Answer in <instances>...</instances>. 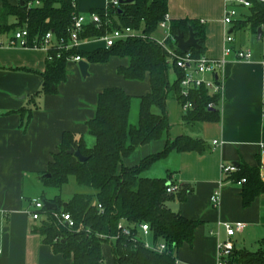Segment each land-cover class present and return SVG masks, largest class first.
Masks as SVG:
<instances>
[{
  "label": "crops",
  "instance_id": "1",
  "mask_svg": "<svg viewBox=\"0 0 264 264\" xmlns=\"http://www.w3.org/2000/svg\"><path fill=\"white\" fill-rule=\"evenodd\" d=\"M5 2L19 5L21 1L0 0V10ZM107 5L108 0H79L78 12L88 15ZM168 6L171 20H197L203 25L206 38L201 56L220 58L227 34L233 36L229 45L234 50L250 48L252 54L248 60H239L235 54L228 58L219 121H183L186 111L179 99L170 96V128L123 160L126 167H134L160 153L168 138L184 134L204 141L208 147L204 153L173 149L142 175L171 179L184 188L181 192L188 191L184 197L174 194L166 204L185 218L199 221L193 243L175 251L176 264H217L218 242L228 238L225 228L218 227L219 221L245 224L233 237L236 249L264 247V194L245 207L242 184L226 181L229 174L222 171L223 164L238 167L244 162L259 166L264 180V26L261 39L250 24L235 27L247 16V9L241 8L234 24L224 23L225 0H168ZM7 21L13 24L17 19L8 16ZM14 32L1 33L0 40L7 43ZM104 47L101 39L84 40L81 45L87 52ZM47 60L48 54L39 48L0 47V264H72V258L55 253L43 241L35 231L39 221L28 212L44 185L39 173L50 169L64 133L82 138L88 148L95 145L87 122L94 117L98 95L105 88L120 87L132 97L129 122L135 126L139 125L141 98L151 91L149 74L143 80L126 79L118 68L127 66L128 59L112 56L107 62H89L87 77L78 63L68 62L67 79L58 85L57 93L37 95ZM216 190L221 192L219 206L211 200ZM143 238L153 242L150 236ZM112 257L114 264L113 253Z\"/></svg>",
  "mask_w": 264,
  "mask_h": 264
},
{
  "label": "trees",
  "instance_id": "2",
  "mask_svg": "<svg viewBox=\"0 0 264 264\" xmlns=\"http://www.w3.org/2000/svg\"><path fill=\"white\" fill-rule=\"evenodd\" d=\"M24 4L4 3L0 10V34L26 27L31 45L38 43L48 31L54 32L55 39L68 40L69 28L78 12L79 0H23ZM168 0H132L119 7L92 10L101 15V26L93 22L85 25L80 35L83 39H100L107 28L130 26L153 35L159 22L168 14ZM8 16H14L16 23L9 24ZM107 17L109 25H105ZM174 36L184 33L189 37L190 29L199 39L200 49L192 48L195 57L205 49V29L197 20H171ZM250 24L255 30L264 26V3L254 2L247 9V16L236 26ZM168 45L178 54L186 52L177 47V42ZM53 49L48 54L46 68L42 73L43 84L37 95L57 93L58 85L67 79L68 58L80 55L88 62H107L112 56L126 57L127 66H120L118 73L126 79L143 80L150 76L151 91L141 98L139 125L129 122L132 97L120 87H107L98 95L95 115L87 122L88 130L96 138L92 148L86 147L82 138L66 132L57 153L53 156L47 172L39 173L45 186L61 189L73 176L82 191L76 192L68 202L60 195L42 198L56 204L57 211L70 212L76 221L75 230H69L56 223L47 209L48 215L39 220L35 231L43 241L51 245L55 253L72 258V264H107L103 254V244L108 243L114 256V264H176L175 251L185 243L192 244L199 221L185 218L166 204L175 195L167 193V187L174 182L166 178H149L142 172L157 159L173 149L178 151H198L204 153L208 147L200 138L184 134L175 139H167L165 148L158 154L143 159L134 167H126L125 157L130 156L141 145L160 139L170 128L167 100L170 96L186 101L181 95V80L184 72L170 59L165 47L158 42L141 37H131L116 42L109 48H98L92 52L82 49ZM173 65L176 79L170 81ZM189 100L192 108L183 113L187 123L219 121L220 95H211L201 87L191 91ZM214 102V107L209 103ZM25 112V109H21ZM30 119V115L28 116ZM80 149L88 157L84 162L68 151ZM236 171L225 179L237 182L242 178V198L245 207L264 194V180L259 166L241 162ZM51 176L46 177L45 174ZM171 181L170 184L168 182ZM187 189L180 192L184 197ZM102 204L103 210L98 208ZM124 222L131 229L124 234L118 225ZM147 223L153 242L158 239L168 244L169 251L159 253L145 246L140 239V225ZM90 229V232L86 230ZM118 236L115 240L103 239L98 234ZM226 264H264V247L257 250L235 249Z\"/></svg>",
  "mask_w": 264,
  "mask_h": 264
},
{
  "label": "built area",
  "instance_id": "3",
  "mask_svg": "<svg viewBox=\"0 0 264 264\" xmlns=\"http://www.w3.org/2000/svg\"><path fill=\"white\" fill-rule=\"evenodd\" d=\"M254 2L264 3V0H225V13H224V23L227 25L234 24L236 19L240 15L239 9H249L252 7ZM108 7H119L121 4L120 0H108ZM71 27L69 28V37L68 40L64 38L60 40H56L54 36V32L48 31L42 39L31 45L28 39V30L26 27L18 28L15 30L13 35L9 37L7 43H4L0 40V47L8 45L9 47H22V48H39L46 51L47 54L50 53L51 50L59 49V54L61 50H69V49H82L81 45L84 40L81 38V34L85 28V25L93 22L94 24L101 26L103 20H101V15L97 12H90L88 15L86 14H78L74 17ZM111 19L107 17L105 21V25H109ZM171 19L167 14L164 19H162L158 27L162 28L164 31V37L162 39H157L154 35H147L141 30H135L130 26H124L120 28H111L106 30L105 34L100 38L104 42L105 48H109L116 44V42L125 40L131 37H141L144 39H150L158 42L160 45L165 47L169 53L170 59L175 61V64L182 69L184 72L183 78L181 80V95L186 101L183 103L182 108L184 111H187L192 108V102L189 100L191 91L194 89H199L204 87L211 95L219 94L220 101L223 98V89L225 84V69L226 65L229 61V56L231 54H235L237 59L239 60H248L251 57V49H237L234 50L232 46L229 45L230 42L233 41V36L231 34H227L226 37V46L224 47L223 54L220 58H210L207 56H199L195 57L192 53H184L178 54L174 49H172L168 42L171 40L173 43L177 42L176 36H174L171 28ZM178 47V46H177ZM82 60L80 55H71L68 58V61H73L78 63ZM210 108L215 106L214 102H210L208 105ZM218 141L215 140L214 143ZM238 168L236 165H222V171L224 174H231L236 171ZM246 181L245 178L237 181L238 184H243ZM167 193L169 194H177L184 189L177 183L172 184V186L167 187ZM221 192L220 190L214 191L212 194L211 200L215 206L220 205ZM32 209H29L28 212L35 220L44 219L47 215V209L44 200L40 198H35L31 200ZM98 208L103 210L102 204H98ZM52 212V216L56 220V223L62 227H65L69 230H75L76 221L73 218V215L70 212L66 211H57V209H50ZM223 226L225 228V232L228 235L226 240H222L218 242L217 245V264H226L227 259L236 249L235 243L233 241V237L237 232L242 231L245 228V224L243 222H231V221H219L218 227ZM118 228L124 234H130L131 229L126 226L124 222H120ZM141 236H149L150 226L147 223H143L140 225ZM90 232V229L86 230ZM103 239L115 240L118 236H108L105 234H98ZM146 247L151 248L154 251L163 253L169 251L168 244L163 240L158 239L156 242H150L142 239Z\"/></svg>",
  "mask_w": 264,
  "mask_h": 264
},
{
  "label": "rangeland",
  "instance_id": "4",
  "mask_svg": "<svg viewBox=\"0 0 264 264\" xmlns=\"http://www.w3.org/2000/svg\"><path fill=\"white\" fill-rule=\"evenodd\" d=\"M155 38L157 39H162L164 37V31L162 28L158 27L157 31L153 34ZM176 79V75H175V70L173 65L171 66L170 69V81L174 82ZM78 191H82V188L78 186V184L76 183V180L73 176H71L69 178V181L66 183V185H63L61 187V189L56 188V187H50V186H45L43 184L40 185V191L39 194L37 195L41 200H44L42 198V194L43 192H46V197L47 198H52L55 195H60L61 199H63L62 201L64 202H68L73 195L78 192ZM141 238L143 239V237L141 236ZM104 247L103 248V253L106 255L107 260H108V264H113V257H112V249L111 247L109 248V244L105 243L103 244ZM252 247V246H251ZM250 247L251 250H255L252 249Z\"/></svg>",
  "mask_w": 264,
  "mask_h": 264
},
{
  "label": "water",
  "instance_id": "5",
  "mask_svg": "<svg viewBox=\"0 0 264 264\" xmlns=\"http://www.w3.org/2000/svg\"><path fill=\"white\" fill-rule=\"evenodd\" d=\"M20 1H21L20 2L21 5H23L24 1L23 0H20ZM120 1H121V3H123V2L132 1V0H120ZM262 34H263V31H262V28L260 27L258 29V38L259 39L262 38ZM176 40H177L178 48L183 52L190 53L192 48L200 49L199 39L196 37V33L193 31L192 28L190 29V34H189L188 38L185 37L184 33L180 32L177 34ZM78 65H79V68H80V71H81L83 77H87L89 75V66L91 64H89L88 61L82 59L81 61L78 62ZM68 152L71 154H75L78 157V159L82 162H84L88 159L87 156H85L83 153H81L80 149L71 148ZM45 176L49 177V176H51V174L46 173ZM170 183H171V181L168 182V184H170ZM44 203H45L46 207L49 209H57L56 204L52 203L49 200H44Z\"/></svg>",
  "mask_w": 264,
  "mask_h": 264
}]
</instances>
